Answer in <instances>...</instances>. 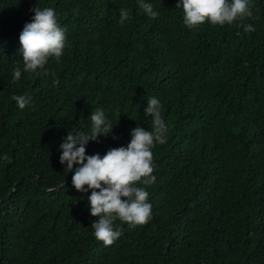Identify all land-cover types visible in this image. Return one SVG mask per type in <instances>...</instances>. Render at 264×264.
I'll list each match as a JSON object with an SVG mask.
<instances>
[{"label":"trees","instance_id":"1","mask_svg":"<svg viewBox=\"0 0 264 264\" xmlns=\"http://www.w3.org/2000/svg\"><path fill=\"white\" fill-rule=\"evenodd\" d=\"M145 2L156 19L138 0H0V264H264V0H250L251 18L191 29L178 0ZM37 6L66 29L48 74L24 72L19 50ZM14 95L31 103L21 109ZM152 96L167 142L152 149L155 183L136 185L152 219L135 228L116 219L122 235L105 246L91 191L72 185L59 146L89 133L96 109L114 128L87 154L127 146L132 129L151 130Z\"/></svg>","mask_w":264,"mask_h":264},{"label":"clouds","instance_id":"2","mask_svg":"<svg viewBox=\"0 0 264 264\" xmlns=\"http://www.w3.org/2000/svg\"><path fill=\"white\" fill-rule=\"evenodd\" d=\"M138 3L150 18L159 16L151 3L145 0H138ZM176 7H182L184 24L190 29L205 22L232 25L253 16L250 0H178ZM31 11L34 15L19 35L23 71L48 74L45 65L49 58L54 57L59 62L64 54L66 29L58 23L53 8L37 6ZM130 18L129 11L122 8L120 24ZM242 26L246 33L255 31L252 24ZM21 75V68L16 67L13 82L19 81ZM12 99L21 109L31 103V98L27 96L14 95ZM161 109L160 100L155 96L149 97L145 114L152 118L151 130L137 126L131 130L132 138L127 146L111 148L103 156L100 153L89 155L86 151L89 141H98L101 134L107 136L113 133L114 127L102 109H96L91 114L92 128L89 133L74 135L69 132L59 146L62 149L61 164L65 165L67 172H74L72 185L82 193L91 191L88 196L90 214L98 217L91 226L95 238L105 246L113 245L122 235V230L113 228L116 219L126 222L130 228L146 225L152 219L149 193L136 185H151L156 181L152 149L156 144L167 142V125ZM3 159L10 160L6 154Z\"/></svg>","mask_w":264,"mask_h":264},{"label":"water","instance_id":"3","mask_svg":"<svg viewBox=\"0 0 264 264\" xmlns=\"http://www.w3.org/2000/svg\"><path fill=\"white\" fill-rule=\"evenodd\" d=\"M67 181H64V182H61V183H58L57 185L53 186V187H49V188H46L48 190H54L56 188H59L60 186L64 185ZM168 248V245L166 246V249Z\"/></svg>","mask_w":264,"mask_h":264}]
</instances>
